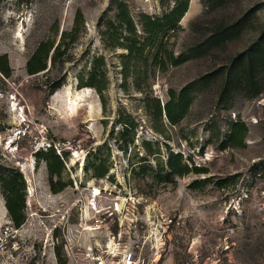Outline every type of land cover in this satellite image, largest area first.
Here are the masks:
<instances>
[{"label": "rangeland", "instance_id": "rangeland-1", "mask_svg": "<svg viewBox=\"0 0 264 264\" xmlns=\"http://www.w3.org/2000/svg\"><path fill=\"white\" fill-rule=\"evenodd\" d=\"M113 1L0 0V56H8L13 70L9 80L0 75V164L19 169L27 184V220L20 230H12L0 193V264H58L54 247L62 241L68 264H123L125 253H132L131 264H264V73L262 92L255 97L239 91L222 102L221 79L200 85L185 119L168 126L163 137L153 130L145 95L121 86L123 51L107 50L101 40L102 22L115 17ZM122 1L136 23L141 13L159 17L172 6L163 8L160 0ZM190 8L183 31L172 40L176 54L202 40L214 23L258 11L250 28L225 47L166 72L151 69L148 92L163 104L170 90L180 92L227 66L264 29V0H233L214 10L191 0ZM78 10L85 27L66 63L29 76L26 64L39 44L48 38L58 43ZM96 56L107 64L105 108L95 90L79 87V77L87 75ZM54 83L61 87L51 93ZM123 114L139 125L127 153L119 142ZM239 120L249 130L246 146L221 150L229 125ZM145 141L159 144L162 160L171 150L208 173L172 182L135 175ZM52 146L67 153L63 180L68 187L59 194L50 191L46 164L36 168L33 156ZM106 147L111 148L110 173L97 180L85 171L87 159L98 149L107 158ZM205 179L212 182L201 190L190 188ZM218 180L228 181L226 188L219 189Z\"/></svg>", "mask_w": 264, "mask_h": 264}, {"label": "trees", "instance_id": "trees-1", "mask_svg": "<svg viewBox=\"0 0 264 264\" xmlns=\"http://www.w3.org/2000/svg\"><path fill=\"white\" fill-rule=\"evenodd\" d=\"M191 0H160L163 8L172 6L161 16H150L141 13L139 21L134 20L128 4L122 0H114V19H105L101 24V40L105 48L110 51L122 50L119 56L121 67L122 88L128 91L133 87L137 92L145 95V110L150 116L155 133L165 136L167 127H176L187 116L193 102L197 88L203 84H210L221 79L220 99L228 102L236 92H243L248 97L261 94L262 85L260 75L264 73V29L258 39L244 52L234 57L227 66L219 67L215 72L209 73L200 79L188 84L180 92L170 90L168 101L162 103L149 94V79L151 69L157 68L166 72L170 68H179L189 61L202 57L213 50L225 47L232 41L239 39L251 26V16H255L258 9L234 21H221L214 23L206 36L190 46L186 51L176 54L173 50L172 40L183 31L181 22L190 9ZM233 0H202L207 8L212 10L225 6ZM85 27V18L81 10L76 12L73 27L69 31L61 32L59 42L48 38L41 42L26 64L29 76H36L49 72L59 64L66 63V57L72 47L78 42ZM140 27V29H139ZM59 34L57 27L53 30ZM0 75L9 80L13 75L7 55L0 56ZM80 88H90L99 95L102 105L106 107L105 93L108 90L109 80L107 64L103 56L92 58L91 68L87 75L79 77ZM61 83H54L51 93L60 89ZM121 131L119 142L124 144L120 150L127 153L135 145L138 132V123L129 115H122L120 119ZM221 150L241 149L246 146L248 136L247 125L239 120L229 125ZM144 157L139 172L135 175L145 177L153 174L155 180L172 182L176 177L184 178L190 174H206L208 171L195 166L194 163L181 153L167 151L166 161L162 160V151L158 143L145 141L143 143ZM107 158H101L102 149L91 153L87 159L85 171L91 173L97 180L109 176L111 148L106 147ZM36 168L43 162L49 174V188L53 194L64 191L68 184L64 182L63 175L66 170L65 158L67 153L55 149H40L34 155ZM155 163V166L153 162ZM110 179V177H109ZM212 179L195 181L190 185L192 190H201ZM228 181L218 180L219 189L226 188ZM27 184L19 169L0 164V193L5 202L8 220L12 230H20L27 220L26 199ZM64 242L54 247L58 264H68L63 251Z\"/></svg>", "mask_w": 264, "mask_h": 264}, {"label": "built area", "instance_id": "built-area-1", "mask_svg": "<svg viewBox=\"0 0 264 264\" xmlns=\"http://www.w3.org/2000/svg\"><path fill=\"white\" fill-rule=\"evenodd\" d=\"M132 253H125L123 255V264H131L132 263Z\"/></svg>", "mask_w": 264, "mask_h": 264}, {"label": "bare ground", "instance_id": "bare-ground-1", "mask_svg": "<svg viewBox=\"0 0 264 264\" xmlns=\"http://www.w3.org/2000/svg\"><path fill=\"white\" fill-rule=\"evenodd\" d=\"M191 12H192V10H191V8H190L189 11H188V13L186 14V16L190 15ZM98 194H99V192H98V190H96V191H95V195H98Z\"/></svg>", "mask_w": 264, "mask_h": 264}]
</instances>
